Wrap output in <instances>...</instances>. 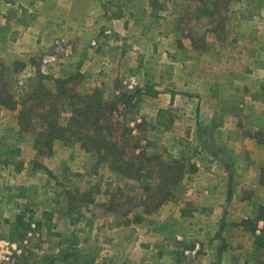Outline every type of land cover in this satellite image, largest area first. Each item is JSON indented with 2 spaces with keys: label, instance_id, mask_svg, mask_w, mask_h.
Returning a JSON list of instances; mask_svg holds the SVG:
<instances>
[{
  "label": "crops",
  "instance_id": "0c3cea01",
  "mask_svg": "<svg viewBox=\"0 0 264 264\" xmlns=\"http://www.w3.org/2000/svg\"><path fill=\"white\" fill-rule=\"evenodd\" d=\"M13 1L14 4L0 0V5L25 8L31 21L26 25L19 23L24 17L21 10L16 17L0 21V48L3 49L0 53L7 64L12 65L14 56H35L50 51L55 38L66 34L73 42L74 54L61 66L72 68L71 65L75 64V70L94 81L93 84L87 83L90 87L132 73L129 67L134 62L157 60L158 56L154 52L151 55L145 46L153 37L164 33L163 39L158 38L164 42L166 37H173L178 31L174 25L170 29L159 27L162 21L156 17L161 13L150 0ZM254 18L252 31L257 34L258 42L242 48L239 59L237 48L229 54L227 65L230 70L226 75L230 79L226 82L230 85L218 93L235 99V103L232 100L231 107H225L224 118H212L205 123L219 128L215 135L204 136L214 150H202L194 158L198 172L183 200H168L156 212L144 215L143 221L135 222L134 215L142 209H134L124 217L107 209L106 204L112 198L102 179L105 175L117 177L108 164L99 167L101 170L80 169L78 172L85 174V179L96 181L97 177L100 178L101 196H94L97 214L87 220L89 225L82 226L85 230L82 239L79 225H75L69 216L74 201L60 192L46 169L33 168L26 162L23 168L16 169L0 161V212L4 208L10 212L18 211L21 201L27 203L26 206L35 201L40 208L35 215L29 210L27 214L24 212L23 222L29 224L32 232L27 235L22 232L23 236L31 238L33 235L39 243L35 249L25 252L29 262L21 264H73L72 256L78 250L77 246L81 247V253L89 252L90 242L94 240L103 246L94 264H264V247L261 248L262 244L258 242L264 220L255 221L259 206L264 204V185L259 183L264 159H259L257 154L264 145H258L256 139L243 135L237 119L239 95L245 94L247 99H243L246 103L241 102L238 107L246 105L253 114L264 111V102H255L256 97H252V93H258L264 85V11ZM189 39V44L184 43L189 46V53L195 54ZM162 47L163 44L159 43L158 49ZM237 76L240 82L251 80V92L245 84L237 85ZM160 89L157 87V111L168 107L171 97L170 93ZM162 99L165 102H160ZM61 145L55 141L54 153ZM12 152L21 150L16 148ZM31 153L29 162L36 157L34 152ZM44 165L54 178L64 174L63 169L71 171L65 166L59 171L53 169L47 160ZM21 177L23 182L19 181ZM114 185H118L121 191L124 186L133 188L127 195L139 188L137 182L122 178ZM94 203L87 205L89 210ZM18 213L15 217L5 214V220L0 219V226L6 224L18 230L21 221ZM72 217L75 218V214ZM248 220L254 223L252 229L245 225ZM10 228L1 231L5 233ZM97 230H100L98 234ZM104 239L107 241L103 244ZM2 264L20 263L14 258Z\"/></svg>",
  "mask_w": 264,
  "mask_h": 264
},
{
  "label": "rangeland",
  "instance_id": "374dc122",
  "mask_svg": "<svg viewBox=\"0 0 264 264\" xmlns=\"http://www.w3.org/2000/svg\"><path fill=\"white\" fill-rule=\"evenodd\" d=\"M150 3L161 13L160 16L156 17L160 18L159 21H162L159 27L165 26L164 28L170 29L174 25V27L178 28V31L173 37H166L164 42L158 39L160 37L163 39L165 37L164 33L159 37H153L150 44L145 46V49L152 53L151 55L154 52L158 56L157 60L134 62L129 67L132 73L114 78L110 83L106 81L105 83H97L91 86L102 87L105 90L106 99L118 103L119 110L114 112L115 115L110 120H107V123L110 121L109 125H113L109 137L118 142L117 153L119 151L123 157L134 158L135 155L145 151L148 155H159L165 161L180 160L182 164L185 162L184 176L181 181L183 187L180 192H177L170 199L178 202L185 198L189 186L196 178L195 174L198 172V166L194 162V158L202 150H214L213 145L204 139V136L215 135L219 128L210 124L205 125V123L212 118L221 120L225 116V107H231L233 99L218 94L223 92V88L230 85L226 82V79H230L226 75V72L230 70L227 65L229 63L227 58L237 48V59H239L244 48L250 45L254 46L258 42L257 34L252 31L255 24L253 19H255V15L259 16L260 12L264 11V0H150ZM20 10L22 11L21 6L0 5V21L3 19L9 20V17H16ZM30 19L31 17H28V22ZM148 26H151V23H148ZM189 38L192 40L193 46L191 47L196 50L195 54L189 53L191 50L184 43L189 44ZM61 39L65 40V44L62 47L69 49L70 53L66 54L65 50L57 48V41ZM159 43L163 44L160 50L158 49ZM1 50L3 49L0 48ZM73 54L74 46L72 40L68 35L62 34L55 38L51 50L44 54L14 56L13 63L16 57L25 59L28 63L25 70L19 71L18 75L11 72L13 63L12 65L7 64L6 59L3 58V53H0V62H4L9 67L11 72L9 75L10 82L13 90L17 91L18 86L22 85L36 70V67L34 68L30 63L31 58L35 59L38 66L45 73L60 75L62 69L69 68H63L64 66L61 65L67 62ZM54 55H56V58L54 57L50 62H45V59L50 60ZM163 59L167 61L162 62L161 60ZM238 65L239 62H237V67ZM71 66L72 68L69 69L75 70V64ZM132 79H135L137 84L130 87L129 83ZM250 81L246 80V83L240 82L237 76V85L245 84L246 89L251 92L250 86L252 84ZM86 83L93 84L94 81L86 76ZM146 84L153 85L156 90L157 87H160V90L171 94L170 104L165 107V109L169 108L168 112L160 113L159 110L162 108L157 111V96L153 97L145 93L143 88ZM123 94L130 96V100L124 104L121 103L122 99H119ZM253 96L256 97L254 98L255 102L259 100L264 102V85H262L258 93H252ZM243 99H247L245 94L237 96V119L239 124L242 125L243 135L256 139L253 134L257 130L264 132V111L259 114H253L251 109H246V105L238 107L239 103H246ZM160 102H165V100L162 99ZM233 103H235V99ZM32 104L33 102L30 101L26 108L32 106ZM39 110L38 108L35 109L37 112ZM18 113L19 110L9 109H3L0 112V150L2 151L0 161L9 163L16 169L23 168L25 162L29 163L33 168L46 169L51 178L55 180V184L61 193L73 200V204L81 203L78 211L72 210L75 205L70 209V212L73 215L75 214V218H73L74 216L72 217V214H69V216L71 221L72 219L74 220L75 225H79V235L83 239L85 230L82 229V226L89 225L87 220H91V216L97 214L95 211V204L97 203H94V196L95 198L97 196L101 198L99 196L100 178L97 177L96 181L85 179V174L79 173L78 170L84 168L101 170V166L109 165L108 162L100 161L105 151L103 150L100 153L95 150L86 151L81 145V141L76 140L78 136H75V131L74 133L69 131V141L56 140L62 144L56 153H54L53 148L51 154L40 155L35 148L36 134L32 130L25 131V129L21 128L18 122ZM69 116V114L62 116L61 121L64 125L68 123ZM159 120L161 123H158ZM124 125L131 128V130H125L122 127ZM258 143L260 144L257 141ZM16 148H19L21 152H12ZM31 152H34L36 157L29 162L28 158H31ZM257 154L259 159H264L263 146H260ZM44 160H47L53 169L59 171L65 166L71 171L67 172L66 169H63L64 174L54 178L52 172L44 165ZM250 160L255 159L250 158ZM190 163H193L197 168L193 173H187L188 164ZM172 164L174 165V162ZM152 171L151 188L155 187L160 180L156 173L157 167L152 166ZM114 173L117 177L105 175L102 183L107 186L108 194L111 198L119 203L118 210L123 213L130 208L142 209V205H139L142 196L144 198L146 196L149 197L153 191H144L142 187H139L132 195L122 193L119 191L118 185H114V183L119 184L121 178L122 180H131V178L117 172ZM81 174L83 176H80ZM19 179L20 182H23L22 177ZM136 181L140 182L141 179H135L134 182ZM101 188L103 189V187ZM21 202L19 204L23 206H19L17 208L18 211L10 212L9 209L4 208L0 212V219H4L5 214L15 217L20 212L17 216L21 220L19 221L18 230L11 229L6 224L5 226H0V238L17 242L19 249L4 262L14 258L20 264L29 262L26 260L27 253L25 252L35 249V246L39 243L38 240L34 239L33 235H31V238L23 236V233L27 235L32 232L29 230V224L23 222V217L24 212L27 214L29 210L31 214L35 215L40 208L35 201L31 204L32 207L30 205L26 206L27 203L24 204V201ZM90 203H94L90 205L91 210L87 207ZM245 223H247L245 225L249 229L253 228V222L247 221ZM4 228L10 229L3 233L1 230ZM92 228L89 229L91 230ZM99 231L97 230L96 234ZM106 241L104 239L102 243L104 244ZM261 241H264V239ZM90 243V250L94 246L103 247L98 240ZM55 244V241H53V245ZM263 245H260L261 248L264 247ZM106 246L104 245V248ZM77 249L75 253H81V247L77 246ZM72 258L74 260V256Z\"/></svg>",
  "mask_w": 264,
  "mask_h": 264
},
{
  "label": "trees",
  "instance_id": "16d2710c",
  "mask_svg": "<svg viewBox=\"0 0 264 264\" xmlns=\"http://www.w3.org/2000/svg\"><path fill=\"white\" fill-rule=\"evenodd\" d=\"M3 1L14 3L13 0ZM22 16L24 17L19 23L26 25L29 16L25 8H22ZM30 63L34 68L36 67L34 74L19 85L17 91H14L9 75L11 72L18 75L19 71L25 70L28 63L25 59L16 57L10 72L9 67L4 62H0V112L3 109L19 110L18 122L25 131H34L37 137L35 148L40 155L51 154L56 140L69 141V131L72 133L75 131V136H78L76 140L81 141L86 151L95 150L100 153L104 150L100 161L108 162L111 170L133 181L141 179L140 182L136 181L138 187H142L144 191H153L149 197L142 196L139 205L143 208L140 213L134 215L135 222L143 221L144 215L156 212L166 201L181 191L185 162L182 164L180 160L165 161L159 155H148L145 151L135 155L134 158L123 157L119 151L117 153L118 142L109 137L113 125H109L110 121L107 123V120L119 110L118 103L107 100L102 87L88 86L86 75L78 70L62 69L60 75H54L42 71L34 58L30 59ZM143 89L149 96L156 97L159 94V90L151 84H146ZM119 99H122L121 103L124 104L130 100V96L123 94ZM30 101L33 102L32 106L26 108ZM37 108L40 109L38 112L35 111ZM159 111L166 113L169 108H162ZM64 114L70 115L66 125L61 121ZM158 123H161L160 120ZM122 127L131 130L125 125ZM253 135L258 142L264 143L262 130H257ZM152 166L157 167L156 173L160 179L153 188L150 182ZM188 166L187 173H193L197 169L193 163ZM259 183L264 185V165L260 169ZM122 190L120 188L119 191L129 194L133 188L124 186ZM115 201L112 199L106 204L108 210L123 217L134 210L130 208L122 213L118 210L119 203ZM80 205V202L76 203L72 210L78 211ZM259 219L264 220V204L259 206L255 221ZM72 221L74 222L73 219ZM262 239H264V228L259 238V242L264 244ZM100 250L101 247L94 246L89 252L75 253L73 264H94Z\"/></svg>",
  "mask_w": 264,
  "mask_h": 264
},
{
  "label": "built area",
  "instance_id": "2783aa9c",
  "mask_svg": "<svg viewBox=\"0 0 264 264\" xmlns=\"http://www.w3.org/2000/svg\"><path fill=\"white\" fill-rule=\"evenodd\" d=\"M65 44V40L61 39L57 41V48L65 50L66 54L70 53L69 49H64L62 46ZM56 58V55H54L50 60L45 59V62H50L53 60V58ZM130 87H133L135 84H137V81L135 79H132L130 81ZM18 249V243L11 241L9 239L0 238V263L4 262L5 260H8L15 252H17Z\"/></svg>",
  "mask_w": 264,
  "mask_h": 264
}]
</instances>
